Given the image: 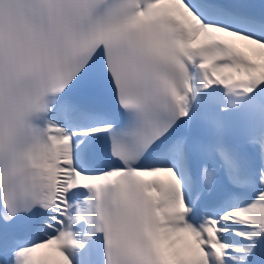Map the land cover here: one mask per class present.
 <instances>
[{"label":"snow or ice","instance_id":"6c2138e0","mask_svg":"<svg viewBox=\"0 0 264 264\" xmlns=\"http://www.w3.org/2000/svg\"><path fill=\"white\" fill-rule=\"evenodd\" d=\"M0 264H264V0H0Z\"/></svg>","mask_w":264,"mask_h":264}]
</instances>
